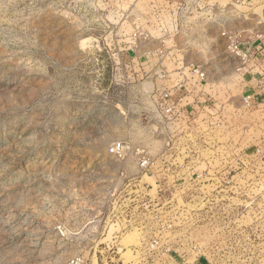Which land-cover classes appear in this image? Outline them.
<instances>
[{
    "label": "rangeland",
    "instance_id": "1",
    "mask_svg": "<svg viewBox=\"0 0 264 264\" xmlns=\"http://www.w3.org/2000/svg\"><path fill=\"white\" fill-rule=\"evenodd\" d=\"M151 35L205 68L178 134ZM263 38L264 0H0V264H264Z\"/></svg>",
    "mask_w": 264,
    "mask_h": 264
},
{
    "label": "crops",
    "instance_id": "2",
    "mask_svg": "<svg viewBox=\"0 0 264 264\" xmlns=\"http://www.w3.org/2000/svg\"><path fill=\"white\" fill-rule=\"evenodd\" d=\"M93 37L94 36H88L86 38L87 40H94L95 45L88 48L85 53L90 57L89 60H91L93 68L101 73V78H98L97 81V86L101 88L103 84L102 77L105 71L104 62L108 60V63H111V61L109 62L111 55L109 51L111 49L107 47L105 43H100V37ZM194 37L198 38L199 35H195ZM221 37H223L226 46L228 35H221ZM151 38V41L155 43L160 40L162 47H153L150 50L151 56H158L159 59L154 57L158 60L154 61V59H152L149 65L146 66L148 80L140 85L151 88L148 97L151 98L153 103L161 93L168 94V101L174 107L173 114L162 120V129L160 124L155 123V126L152 125L153 129L159 130L160 132L163 130V132L166 133V128L172 131L174 126H176L174 130L175 133L178 134L183 132V129L180 128V124H182L181 121L185 123L186 120V111L183 109L193 107L189 102L185 103V101L189 96H197L196 93L202 85V79L199 77L198 73L204 71L205 68L202 64L196 63L189 57L195 54L196 51H193V53L192 50L187 47L189 44L187 35H151ZM260 43L264 46V38L260 40ZM257 52V54L264 55V47L263 49L259 47ZM197 53L199 54V52ZM110 83L111 81H109V84ZM136 85L138 86L139 83H136ZM161 88L162 91H160ZM197 102L198 101L194 100L195 105H197ZM175 112L177 114H175Z\"/></svg>",
    "mask_w": 264,
    "mask_h": 264
},
{
    "label": "built area",
    "instance_id": "3",
    "mask_svg": "<svg viewBox=\"0 0 264 264\" xmlns=\"http://www.w3.org/2000/svg\"><path fill=\"white\" fill-rule=\"evenodd\" d=\"M168 98H169L168 94H164L163 97L160 98L156 103V105L161 111L160 116L162 119L166 118L167 116H171L174 112V107L169 103Z\"/></svg>",
    "mask_w": 264,
    "mask_h": 264
},
{
    "label": "trees",
    "instance_id": "4",
    "mask_svg": "<svg viewBox=\"0 0 264 264\" xmlns=\"http://www.w3.org/2000/svg\"><path fill=\"white\" fill-rule=\"evenodd\" d=\"M105 61V60H104ZM105 64H104V66H105V71H104V75H103V83L105 82H107V83H109V75H110V67H109V64H108V62L107 61H105L104 62ZM106 83V84H107Z\"/></svg>",
    "mask_w": 264,
    "mask_h": 264
},
{
    "label": "bare ground",
    "instance_id": "5",
    "mask_svg": "<svg viewBox=\"0 0 264 264\" xmlns=\"http://www.w3.org/2000/svg\"><path fill=\"white\" fill-rule=\"evenodd\" d=\"M96 263V262H95Z\"/></svg>",
    "mask_w": 264,
    "mask_h": 264
}]
</instances>
